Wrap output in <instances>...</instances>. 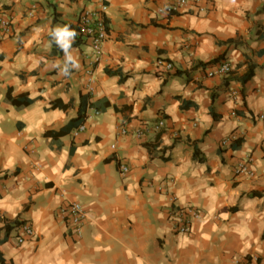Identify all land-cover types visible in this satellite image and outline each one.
I'll return each mask as SVG.
<instances>
[{
  "label": "crops",
  "instance_id": "crops-1",
  "mask_svg": "<svg viewBox=\"0 0 264 264\" xmlns=\"http://www.w3.org/2000/svg\"><path fill=\"white\" fill-rule=\"evenodd\" d=\"M176 1L0 0V18L13 20L9 34L0 27V253L8 262L264 264V0L168 12ZM101 4L109 38L100 61L84 38L76 45L55 34L56 49L52 32H70ZM222 64L232 74L209 77ZM227 139H241L239 150L223 147ZM248 156L254 175L239 177ZM74 202L86 212L80 237L67 211ZM185 208L200 218L180 235L173 213ZM16 221L34 230L23 244L22 225L6 237Z\"/></svg>",
  "mask_w": 264,
  "mask_h": 264
},
{
  "label": "built area",
  "instance_id": "built-area-1",
  "mask_svg": "<svg viewBox=\"0 0 264 264\" xmlns=\"http://www.w3.org/2000/svg\"><path fill=\"white\" fill-rule=\"evenodd\" d=\"M213 0H178L172 6H169L166 10L170 13L177 11L178 8H182L189 3H194L199 6L198 11L204 13L206 10L205 5H209ZM108 7L104 4H101L100 8L96 11H85L81 16L76 25L78 29V34L80 37L90 41L91 48L94 52V63H98L104 55V45L109 38V25L107 20ZM13 20L10 17L0 18V27L6 33L9 34L12 31ZM158 67L165 68L168 71L173 70V65L164 61H158ZM232 73V68L230 64H222L216 69L211 71L208 75L211 78L216 76H229ZM96 115H100L96 111ZM260 121L264 122V115L259 117ZM166 122L164 119H161L158 124L155 126L154 131L160 133L165 128ZM86 129L85 125L80 126L76 135L83 133ZM148 131V128H143V130L137 131L135 133L138 139L145 138V132ZM124 135L127 134L126 130H122ZM232 144V140L227 139L223 142V147L229 146ZM116 149V146H113V150ZM264 150V144L262 146ZM256 160L253 156H248L247 159L243 160L238 168L236 169V175L239 177L251 176L253 177V167ZM120 172L123 176H126L130 172V168L127 165H120ZM71 223L74 226V230L77 236H82L83 226L85 224L86 212L83 206L80 203H70L67 209ZM174 218V231L180 235H188L192 232V221L199 219L200 215L194 208H185L177 210L173 213ZM20 230L23 234L22 238L19 239V243L23 244L25 237H33L34 230L28 224H23L20 227ZM258 258H252L250 264H260Z\"/></svg>",
  "mask_w": 264,
  "mask_h": 264
},
{
  "label": "trees",
  "instance_id": "trees-1",
  "mask_svg": "<svg viewBox=\"0 0 264 264\" xmlns=\"http://www.w3.org/2000/svg\"><path fill=\"white\" fill-rule=\"evenodd\" d=\"M54 17H55V21H56V17H57V15L54 14ZM56 22H57V21H56ZM69 30H70V32H74V33H75L74 38L76 39V45H80V43H81V41H82V37L79 36V34H78V33H79V32H78V29H77L76 27L72 26V25H69ZM54 35H55V30L52 32V43H53L54 46H56V45H55V41L53 40V36H54ZM231 43H234V41H231L230 44H231ZM56 49H58L57 46H56ZM54 50H55V49H54ZM219 61H220V59H216V60H214V61H211V62L205 64L204 66L214 65V64L219 63ZM108 74L111 75V76H116V75H118V74L111 73V72H109ZM231 74H232V73H231ZM231 74H230V75H231ZM253 74H254V73H253V69H251L250 72H249L245 77H243L242 79H240V81H241L243 84H246L249 80L252 79ZM178 75H181V74L178 73ZM230 75H229V76H230ZM12 103L15 104V105H19V106H31V105L33 104V101H32V100H19V99H13V100H12ZM81 122H82V120L80 119V120L78 121V123H81ZM241 144H242V140H241V139H237V140H235L234 143L231 145L232 150H234V151L239 150ZM149 151H150V154L153 156L152 149H151L150 147H149ZM23 224H25V222H23V221H22V222L16 221L12 226H11V225L6 226V228H5L6 233H7L6 237H9L10 233H11V232H12L17 226L20 227V226L23 225ZM0 264H12V263L8 262V261L4 258L3 254L0 253Z\"/></svg>",
  "mask_w": 264,
  "mask_h": 264
},
{
  "label": "clouds",
  "instance_id": "clouds-1",
  "mask_svg": "<svg viewBox=\"0 0 264 264\" xmlns=\"http://www.w3.org/2000/svg\"><path fill=\"white\" fill-rule=\"evenodd\" d=\"M56 35L60 36V37H74L75 36V33L74 32H69L68 29H57L56 30ZM65 47H67V45H65ZM65 72H67V69H65Z\"/></svg>",
  "mask_w": 264,
  "mask_h": 264
}]
</instances>
